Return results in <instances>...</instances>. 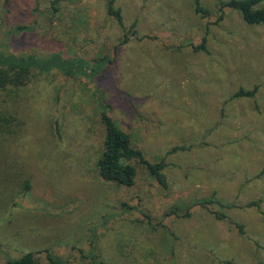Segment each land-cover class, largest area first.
I'll list each match as a JSON object with an SVG mask.
<instances>
[{
  "label": "rangeland",
  "instance_id": "374dc122",
  "mask_svg": "<svg viewBox=\"0 0 264 264\" xmlns=\"http://www.w3.org/2000/svg\"><path fill=\"white\" fill-rule=\"evenodd\" d=\"M108 1L0 0V49L104 58L99 75L34 70L0 93V264H264V202L248 206L264 198V26L219 20L226 0H199L205 18L196 0H116L121 26ZM102 104L166 157L167 187L143 165L133 187L100 177ZM212 195L245 233L203 208Z\"/></svg>",
  "mask_w": 264,
  "mask_h": 264
},
{
  "label": "trees",
  "instance_id": "16d2710c",
  "mask_svg": "<svg viewBox=\"0 0 264 264\" xmlns=\"http://www.w3.org/2000/svg\"><path fill=\"white\" fill-rule=\"evenodd\" d=\"M116 0H109L107 9L108 13L112 15L118 23L123 26V16L121 10L115 6ZM59 0H53V5ZM231 8L238 10L244 21L250 25L264 26V0H226L220 4V17H224V8ZM194 11L201 17H208L210 15L209 9L205 8L199 0H196ZM24 27H18V30H23ZM11 32L10 34H12ZM127 32L125 37L127 36ZM193 49L203 50L208 52L207 35L198 44L190 43ZM104 58L100 57L96 64L89 71L87 61L84 59H71L62 56L59 53H52L49 56H40L37 54L23 53L16 54L7 49H0V93L6 90L9 86L16 88L26 85L30 80L32 71L51 72L53 70H60L66 73H86L93 74V76L103 73L102 68ZM257 92V87L254 89H246L244 87L237 90L232 97L237 98H252ZM101 119L105 126L106 134L103 142V150L97 159V169L100 177L107 181L113 182L120 186L133 187L137 180V165H143L148 170L149 174L160 185L167 187V176L164 172L167 167V159L165 156L158 160H151L147 157L144 150L139 147L130 133L121 128L114 120L107 106H101ZM1 122V120H0ZM184 146L174 147L171 152L177 149H184ZM264 198L253 200L249 202L248 206H255L261 208ZM203 208L209 210L218 219H228L240 233H245V227L242 223L232 219L225 213L224 209L228 207H239L237 204L225 205L220 200L216 199L214 195L210 198L199 202ZM197 205V204H196ZM179 208L174 207L166 215L177 214ZM191 213L186 211L184 216H189ZM49 260L52 264H64L62 260L56 256L49 254ZM231 264H237L230 262ZM6 264H39L36 260L34 252H26L21 257L9 259Z\"/></svg>",
  "mask_w": 264,
  "mask_h": 264
}]
</instances>
